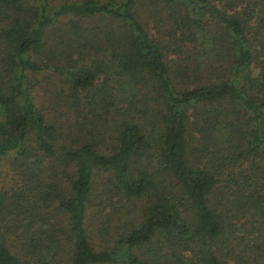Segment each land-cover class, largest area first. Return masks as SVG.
<instances>
[{
    "label": "trees",
    "instance_id": "obj_1",
    "mask_svg": "<svg viewBox=\"0 0 264 264\" xmlns=\"http://www.w3.org/2000/svg\"><path fill=\"white\" fill-rule=\"evenodd\" d=\"M7 156L0 264H264V0H0Z\"/></svg>",
    "mask_w": 264,
    "mask_h": 264
},
{
    "label": "rangeland",
    "instance_id": "obj_2",
    "mask_svg": "<svg viewBox=\"0 0 264 264\" xmlns=\"http://www.w3.org/2000/svg\"><path fill=\"white\" fill-rule=\"evenodd\" d=\"M60 1V0H55ZM162 25L167 24L165 21L161 22ZM39 103V101H37ZM40 102L44 103L43 109L46 113L51 114V111H54L53 107L51 106L55 104L51 102H47V100L44 97L40 98ZM59 114L60 116L53 115L58 120H62L64 118V114L61 113L60 109ZM48 116V117H49ZM6 159L2 160L0 162V190H8L13 182L17 180L18 176H15V167H13L11 158L9 156L5 157ZM250 214L240 217L238 220H233L232 227H230L228 230H226V236L223 237L224 239H230L229 249L227 258L230 262H237L236 260L241 256L243 259H245V264L250 263L248 260V252L244 251V245L251 243V234L247 233V229L242 228V224L246 221L245 219L248 218ZM228 236V237H227ZM242 252V255H240Z\"/></svg>",
    "mask_w": 264,
    "mask_h": 264
}]
</instances>
